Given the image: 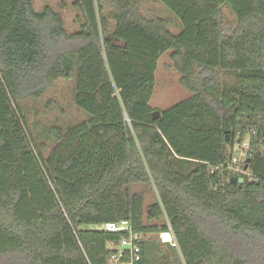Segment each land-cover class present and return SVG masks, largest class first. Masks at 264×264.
Segmentation results:
<instances>
[{
  "label": "trees",
  "instance_id": "trees-1",
  "mask_svg": "<svg viewBox=\"0 0 264 264\" xmlns=\"http://www.w3.org/2000/svg\"><path fill=\"white\" fill-rule=\"evenodd\" d=\"M158 1L179 33L136 0H119L112 31L105 0H74L73 33L50 5L0 0V264H113L124 235L99 226L126 219L146 236L137 264H154L156 233L173 234L184 264H264V0ZM168 51L192 95L156 110ZM61 78L88 119L31 128L22 103ZM137 183L157 194L147 211Z\"/></svg>",
  "mask_w": 264,
  "mask_h": 264
},
{
  "label": "rangeland",
  "instance_id": "rangeland-1",
  "mask_svg": "<svg viewBox=\"0 0 264 264\" xmlns=\"http://www.w3.org/2000/svg\"><path fill=\"white\" fill-rule=\"evenodd\" d=\"M107 26L112 31L116 25L114 14L119 11V0H105ZM142 14L147 18L161 17L168 20V28L173 33L181 30L180 21L177 17L158 0H136ZM74 0H33L36 10H42L46 5L52 6L59 11L65 20V28L73 33L80 30L81 14L74 7ZM223 23L227 32L234 29L238 20L236 15L228 6L223 7ZM171 51L166 52L159 61L156 73V84L151 99V106L156 110H166L180 101L189 98L192 93L181 83L182 74L176 70L171 59ZM226 78H228L226 76ZM76 81L75 79L61 78L39 100L28 99L22 103L25 116L31 128H41L58 124L67 128L68 126L83 122L88 115L80 110L75 104ZM246 161L245 156L241 157L239 166ZM134 191L146 193L145 210L155 204L157 194L150 185L137 183ZM146 223L153 224L155 221L148 220ZM164 220L157 224L161 225ZM147 238L155 240L156 248L153 254L154 264H184L179 252L175 249V239L172 233L151 234Z\"/></svg>",
  "mask_w": 264,
  "mask_h": 264
},
{
  "label": "built area",
  "instance_id": "built-area-1",
  "mask_svg": "<svg viewBox=\"0 0 264 264\" xmlns=\"http://www.w3.org/2000/svg\"><path fill=\"white\" fill-rule=\"evenodd\" d=\"M250 140L247 139L242 143L236 142L232 148V160L230 168L236 173L245 172L244 169L239 166L241 157L247 158L248 151L250 149ZM99 228L112 232L123 234V238L120 243L115 247L114 253H112L113 264H137L141 260L142 242L146 239V236L142 233L135 231L133 224L130 220H121L118 222L112 221L99 226Z\"/></svg>",
  "mask_w": 264,
  "mask_h": 264
},
{
  "label": "water",
  "instance_id": "water-1",
  "mask_svg": "<svg viewBox=\"0 0 264 264\" xmlns=\"http://www.w3.org/2000/svg\"><path fill=\"white\" fill-rule=\"evenodd\" d=\"M227 138L229 139V136H227ZM246 169H247V166H246ZM244 181H245L244 177L232 176L231 178V183L233 184L243 183Z\"/></svg>",
  "mask_w": 264,
  "mask_h": 264
}]
</instances>
